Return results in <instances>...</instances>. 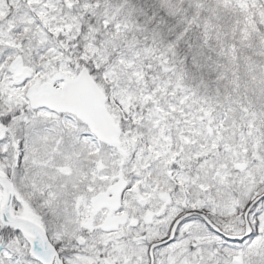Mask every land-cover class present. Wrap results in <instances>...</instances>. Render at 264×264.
I'll use <instances>...</instances> for the list:
<instances>
[{
	"label": "snow or ice",
	"instance_id": "obj_1",
	"mask_svg": "<svg viewBox=\"0 0 264 264\" xmlns=\"http://www.w3.org/2000/svg\"><path fill=\"white\" fill-rule=\"evenodd\" d=\"M0 264H264V0H0Z\"/></svg>",
	"mask_w": 264,
	"mask_h": 264
}]
</instances>
